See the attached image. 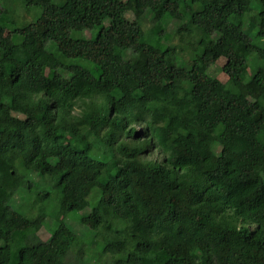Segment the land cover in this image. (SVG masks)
<instances>
[{
  "label": "trees",
  "instance_id": "obj_1",
  "mask_svg": "<svg viewBox=\"0 0 264 264\" xmlns=\"http://www.w3.org/2000/svg\"><path fill=\"white\" fill-rule=\"evenodd\" d=\"M15 1L0 264H264V0Z\"/></svg>",
  "mask_w": 264,
  "mask_h": 264
},
{
  "label": "rangeland",
  "instance_id": "obj_2",
  "mask_svg": "<svg viewBox=\"0 0 264 264\" xmlns=\"http://www.w3.org/2000/svg\"><path fill=\"white\" fill-rule=\"evenodd\" d=\"M103 1H104V3H107V4L110 2V0H103ZM12 7L17 8V9H20V10H25L24 2L22 0H16L15 2H13ZM23 13L26 14L25 15V18H27V19L32 16L30 13H26V12H23ZM128 17L130 19H133V15L132 14H129ZM252 18H254V16L253 17L251 16V19ZM249 19H250V17H249ZM149 26H150V23L149 22H145L144 28L145 29H148ZM171 29H172V27H170V30ZM255 34H256V31L255 30H252V36L253 37L255 36ZM89 35L90 34L87 33V36H89ZM5 37L8 40L13 41V42H16V41H19L20 40V37L17 36V35H15L11 31H6L5 32ZM254 42H255V44L257 46L264 48V39H261V38H257L256 39L255 38L254 39ZM177 44H178V41L176 39L173 42V45H177ZM59 52H60V49L59 50H56V54L57 55L60 54ZM188 52L189 51H187V52L185 51V53H183V56L185 57V59L188 58ZM254 57L255 56L253 54V56L251 57V59L253 60ZM178 58L179 57L177 55L173 54L172 57H171V63L173 61L177 60ZM251 59L249 61V64L251 62ZM218 65L219 66L217 68L214 67L213 70H217L218 71L220 69V66L223 65V62L220 60L218 62ZM253 74H254V68H253V64L251 63L250 64V67H249V70L245 74L244 78L246 80H248V79H250L253 76ZM217 78L220 79V80H223V81L226 80V77L222 73L221 74H218L217 75ZM154 158L160 159L156 154H155ZM54 220L57 221L59 223V225H60L58 231H60L61 233L67 235L69 238H72V236H73L72 234H75V233L78 234V235H84L87 232L88 228H89V223L87 221H83V222H81V224L80 223H75V225L73 226V230L74 231L73 230H72V232L71 231H68V227H67L68 225L66 224L67 223V213L65 212L64 209H61L60 211H58V212L55 213ZM39 237L43 241L47 240L48 237H49L48 229L47 228H42L41 231L39 232Z\"/></svg>",
  "mask_w": 264,
  "mask_h": 264
}]
</instances>
